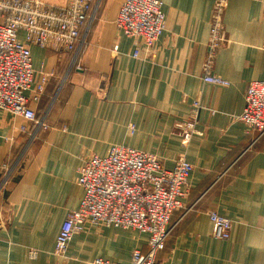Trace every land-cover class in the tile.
Wrapping results in <instances>:
<instances>
[{
    "label": "crops",
    "instance_id": "0c3cea01",
    "mask_svg": "<svg viewBox=\"0 0 264 264\" xmlns=\"http://www.w3.org/2000/svg\"><path fill=\"white\" fill-rule=\"evenodd\" d=\"M123 1L102 0L75 62L31 48L36 83L40 71L52 74L30 105L41 126L0 110V264L128 263L135 250L148 253V234L93 226L55 253L83 198L81 167L115 145L167 169L182 158L193 167L157 264H264V135L239 119L250 83L264 81V6L226 0L216 17L217 0H162L166 29L147 51L115 23ZM190 121L198 134L185 142ZM210 212L232 221L229 240L213 238Z\"/></svg>",
    "mask_w": 264,
    "mask_h": 264
},
{
    "label": "built area",
    "instance_id": "2783aa9c",
    "mask_svg": "<svg viewBox=\"0 0 264 264\" xmlns=\"http://www.w3.org/2000/svg\"><path fill=\"white\" fill-rule=\"evenodd\" d=\"M225 1L217 0L216 17ZM257 1L264 6V0ZM101 2L64 0L63 6H56L45 0H0V110L42 125L30 105L44 92L52 74L40 71V81L36 83L31 48L63 50L74 55L75 62L87 43ZM115 23L126 37L141 41L147 51H152L166 29L163 2L124 0ZM134 56L137 58L139 52ZM204 82L226 85V81L211 75L205 76ZM34 88L35 95L29 97ZM239 119L261 137L264 135V81L250 83ZM196 134L194 121L181 126L183 141H190ZM192 171V165L183 158L167 169L155 155L119 145L112 146L104 156L91 155L78 175L83 198L61 227L56 255L65 256L75 235L88 227H106L148 234L149 251L143 254L135 250L128 263L96 259L92 264H157L156 257L171 231L172 216L188 197ZM208 217L213 238L229 240L232 221L215 212Z\"/></svg>",
    "mask_w": 264,
    "mask_h": 264
},
{
    "label": "rangeland",
    "instance_id": "374dc122",
    "mask_svg": "<svg viewBox=\"0 0 264 264\" xmlns=\"http://www.w3.org/2000/svg\"><path fill=\"white\" fill-rule=\"evenodd\" d=\"M45 1L48 2V3H50V4H54L56 6H60L61 4L63 6V4H64V0H45ZM126 233L127 234H130V235L135 234L133 232H126Z\"/></svg>",
    "mask_w": 264,
    "mask_h": 264
}]
</instances>
